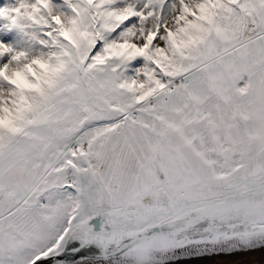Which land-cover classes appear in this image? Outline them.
Masks as SVG:
<instances>
[{
  "label": "snow or ice",
  "instance_id": "6c2138e0",
  "mask_svg": "<svg viewBox=\"0 0 264 264\" xmlns=\"http://www.w3.org/2000/svg\"><path fill=\"white\" fill-rule=\"evenodd\" d=\"M0 264H264V0H0Z\"/></svg>",
  "mask_w": 264,
  "mask_h": 264
},
{
  "label": "water",
  "instance_id": "95a60500",
  "mask_svg": "<svg viewBox=\"0 0 264 264\" xmlns=\"http://www.w3.org/2000/svg\"><path fill=\"white\" fill-rule=\"evenodd\" d=\"M255 256L258 258L259 254L258 255H255Z\"/></svg>",
  "mask_w": 264,
  "mask_h": 264
},
{
  "label": "bare ground",
  "instance_id": "6f19581e",
  "mask_svg": "<svg viewBox=\"0 0 264 264\" xmlns=\"http://www.w3.org/2000/svg\"><path fill=\"white\" fill-rule=\"evenodd\" d=\"M255 255H258V253H257V254H255Z\"/></svg>",
  "mask_w": 264,
  "mask_h": 264
}]
</instances>
